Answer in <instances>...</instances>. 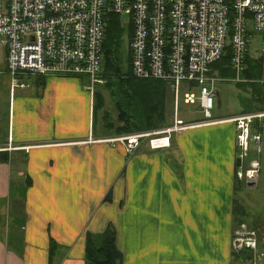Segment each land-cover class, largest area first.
Wrapping results in <instances>:
<instances>
[{
  "label": "crops",
  "instance_id": "crops-1",
  "mask_svg": "<svg viewBox=\"0 0 264 264\" xmlns=\"http://www.w3.org/2000/svg\"><path fill=\"white\" fill-rule=\"evenodd\" d=\"M30 83L16 92L7 82L0 117V264H84L85 233L108 227L118 264H250L229 248L237 226L257 225L235 198L231 125L179 120L188 127L160 133L178 120L173 103L166 127L127 148L118 139L142 132L95 129L77 82Z\"/></svg>",
  "mask_w": 264,
  "mask_h": 264
},
{
  "label": "built area",
  "instance_id": "built-area-1",
  "mask_svg": "<svg viewBox=\"0 0 264 264\" xmlns=\"http://www.w3.org/2000/svg\"><path fill=\"white\" fill-rule=\"evenodd\" d=\"M110 16L124 29L130 74L166 84L174 105L182 92V103H196L206 119L199 124H231L236 158L242 164L235 177L254 183L259 165L249 154V143L257 146L264 140V110L219 121L210 120L209 111L216 82L264 85V0H0V45L9 89L49 77L75 81L92 93L102 82L101 49ZM253 33L260 37L255 57L247 52ZM226 56L221 68L227 67L229 77L212 67ZM247 59L259 61L258 80L243 78ZM185 127L176 120L160 133ZM157 133L118 140L131 148L139 138ZM230 250L234 256L246 253L250 264H264V221L252 228L237 226Z\"/></svg>",
  "mask_w": 264,
  "mask_h": 264
},
{
  "label": "rangeland",
  "instance_id": "rangeland-1",
  "mask_svg": "<svg viewBox=\"0 0 264 264\" xmlns=\"http://www.w3.org/2000/svg\"><path fill=\"white\" fill-rule=\"evenodd\" d=\"M120 37L121 40L119 39V47L116 53L120 58V67L122 70H124L126 68L125 57L127 54V43L124 34H122ZM259 46L260 37L257 33H253L247 45L248 54L253 57L257 56L259 53ZM259 78L260 75L255 80H258ZM7 82L8 77L4 70V48L0 45V117H2L3 113H6V107H4V105L6 102V95L8 93ZM104 84L102 82L97 84L94 87L92 93L85 91L83 88L82 90L87 92L88 96L93 97L95 93H99L101 97V102H99V104L94 100L92 101V123L94 124L95 129L102 128L103 131H105V125L111 124L112 127H110L109 131L111 134L115 135L113 129L122 126H131L133 121L129 118V109L122 108L120 111L117 110L116 106H114L117 98L116 96L112 97L110 95L112 92H115V90L105 88ZM27 87L28 89H32L33 85L28 82ZM213 88L216 92V96L213 99V108L209 111L210 120L228 119L241 114L264 110V85L257 83L234 84L232 82H216L213 85ZM28 89L26 88L21 92L27 93L29 91ZM16 92H18L17 89ZM181 93L182 92L178 93L177 104L175 105V119H178L182 123L186 124L205 121L206 119L198 110L196 103L193 105H184L182 103ZM138 97L139 94H137V98ZM166 100L167 104L168 101L170 103V114L166 113L164 118V121L168 125L172 121L171 112L174 108L172 96L169 91L167 92ZM119 116L123 117L122 122H119ZM0 125V130L2 131L3 121L0 122ZM163 129H161V131H163ZM147 132L148 131H142L141 134H146ZM152 132L155 131L152 130ZM111 143H113V141H111ZM119 143H124L126 145L125 141L123 140ZM256 148L259 150L257 154L255 151H253V149L255 150ZM249 154L257 158L256 160L259 165V173L257 175L256 181L254 182L255 184L252 187H247L242 180H239V182L236 181L237 187L235 190V198L247 211V214L244 218L247 219L248 222L254 221L255 224L261 226L263 225L264 221V140L261 141V143L257 146L249 143ZM113 192V189L108 190L104 198L106 200L109 199V196H113ZM230 254L232 257L234 256L231 253V250Z\"/></svg>",
  "mask_w": 264,
  "mask_h": 264
},
{
  "label": "trees",
  "instance_id": "trees-1",
  "mask_svg": "<svg viewBox=\"0 0 264 264\" xmlns=\"http://www.w3.org/2000/svg\"><path fill=\"white\" fill-rule=\"evenodd\" d=\"M123 31L124 29L120 27L117 17L110 16L105 28L106 37L101 49L102 65L98 75L102 83H105V88L115 90L110 95L117 98L114 103L117 110L129 109V118L133 121L131 126L117 127L113 131L115 135H118L124 132H142L166 127L167 123L164 121L165 105L167 92L170 88L162 82L134 78L130 74L128 54L125 57L126 68L121 69L120 58L116 52L119 47V39L121 40L120 36L124 34ZM227 60L228 57L226 56L212 65L215 69H220V76H231L229 70L226 69L227 67L221 68V66L227 64ZM246 65L247 69L242 74L243 78L255 80L261 75L259 61L247 59ZM41 78L36 77L34 79L40 80ZM137 94H139L138 98ZM93 100L98 104L101 102L99 93L93 95ZM118 120L122 122L123 117L119 116ZM105 127L110 129L112 125L106 124ZM50 244L52 245L48 250L51 255L55 250V245L52 241ZM120 260L121 257L115 248L114 233L111 228H106L100 234L85 233L84 264H118Z\"/></svg>",
  "mask_w": 264,
  "mask_h": 264
},
{
  "label": "bare ground",
  "instance_id": "bare-ground-1",
  "mask_svg": "<svg viewBox=\"0 0 264 264\" xmlns=\"http://www.w3.org/2000/svg\"><path fill=\"white\" fill-rule=\"evenodd\" d=\"M182 130V129H181ZM179 132V131H178ZM159 133V132H158ZM162 136V135H161ZM138 141V140H137ZM163 141V140H162ZM160 142H155L154 144L155 145H158ZM162 143V142H161ZM165 143V142H164ZM162 146V145H161ZM152 147V146H151ZM158 147H160V146H157L156 148H158Z\"/></svg>",
  "mask_w": 264,
  "mask_h": 264
},
{
  "label": "water",
  "instance_id": "water-1",
  "mask_svg": "<svg viewBox=\"0 0 264 264\" xmlns=\"http://www.w3.org/2000/svg\"><path fill=\"white\" fill-rule=\"evenodd\" d=\"M235 165H236V166L239 165V160H238V158L235 159Z\"/></svg>",
  "mask_w": 264,
  "mask_h": 264
}]
</instances>
